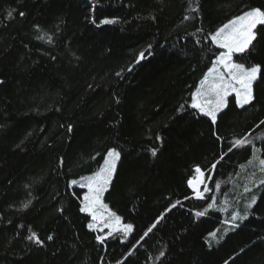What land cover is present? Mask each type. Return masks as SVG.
Listing matches in <instances>:
<instances>
[{
  "label": "trees",
  "instance_id": "16d2710c",
  "mask_svg": "<svg viewBox=\"0 0 264 264\" xmlns=\"http://www.w3.org/2000/svg\"><path fill=\"white\" fill-rule=\"evenodd\" d=\"M255 8L264 0H0V264H264V25L233 56L261 65L252 101L229 97L215 123L190 107L223 51L208 34ZM112 148L104 202L133 231L101 244L71 181Z\"/></svg>",
  "mask_w": 264,
  "mask_h": 264
},
{
  "label": "snow or ice",
  "instance_id": "6c2138e0",
  "mask_svg": "<svg viewBox=\"0 0 264 264\" xmlns=\"http://www.w3.org/2000/svg\"><path fill=\"white\" fill-rule=\"evenodd\" d=\"M21 16L24 15L23 12L20 13ZM11 16V13H9ZM95 23V21H93ZM115 20L104 19L103 24H113ZM258 25H264V10L260 8H255L244 12L242 15L231 20L229 23L223 25L214 33H209L208 36L212 43L216 45L218 49H222L209 70L207 77L201 81L200 90H198L194 96L193 101L190 105L192 109H198L203 115L210 117L211 121L215 123L217 119V112L223 108L226 104V98L231 94L235 93L238 98V102L241 107L245 104H249L253 99L252 84L258 78V75L261 73V65H250L245 66L244 63H237L233 60L234 54H243L249 47L253 44V41L257 39V34L255 29ZM202 31V29H200ZM264 32V28L261 29ZM199 43V41H197ZM145 54L141 52L139 54V60H143ZM139 60L137 62H139ZM223 69V71H221ZM129 71L131 69L129 68ZM216 74L215 77L209 81L208 77H213V74ZM119 76L120 73L118 72ZM3 83V81H0ZM261 124H264V121H261ZM69 132L72 130L71 126L68 128ZM248 135L244 136L241 139H236L234 141L235 147H242L246 144H252V141L249 140ZM159 139V137H157ZM255 150V146H253ZM229 151L232 150L230 146ZM151 155L155 157L157 155V149L151 150ZM106 157L104 159V166L92 176L83 178L88 192L83 196V207L80 209L82 212L87 213L91 216L93 221H98L103 224L104 227L113 229L115 231H122L124 236L127 237L133 230V225L127 224L122 229L118 226L121 224V217L117 216L114 212H111L107 206L103 203L102 197L105 191H107L109 184L111 183L112 175L116 168V162L120 159L121 153L115 148H112L107 151ZM223 157H221L222 159ZM62 163V161H61ZM216 163H219V160L212 164V169H215ZM260 163L264 165V160H261ZM195 173L197 174L188 181V185L192 188L193 192L197 199H202L203 194L200 191L198 185L203 184V177L205 173L201 170L200 167L195 168ZM77 181H71L72 185H75ZM216 188H219V185H216ZM208 189L205 186L204 192H207ZM255 201L253 200V203ZM215 206V201L213 200L209 207ZM252 205L250 204L249 207ZM25 208L28 207V204L24 205ZM175 207V204L172 205ZM206 214L205 211H198L195 213L197 217L203 216ZM237 217H233L235 220ZM163 219V216L158 217L152 225L144 232V236L147 237L150 232L156 228V225ZM112 221L111 223L109 221ZM88 227L91 229L94 227L93 224H89ZM103 230V229H101ZM112 233L109 232V235ZM212 238H215V233H212ZM29 240H33L38 245H43V241L33 233L28 237ZM49 240L52 239L51 236L48 237ZM106 237H97V240L103 244ZM132 253L129 252V255ZM163 255V253H161Z\"/></svg>",
  "mask_w": 264,
  "mask_h": 264
},
{
  "label": "rangeland",
  "instance_id": "374dc122",
  "mask_svg": "<svg viewBox=\"0 0 264 264\" xmlns=\"http://www.w3.org/2000/svg\"><path fill=\"white\" fill-rule=\"evenodd\" d=\"M258 26H260V25H258ZM257 26V27H258ZM255 31H256V29H255ZM216 46V45H215ZM235 55V54H234ZM233 55V56H234ZM215 62V61H214ZM221 71H223V69H221ZM215 73L213 74V77H208V79H209V81H211L214 77H215ZM207 77V76H206ZM258 77H259V75H258ZM258 80V78L253 82V84H252V91H253V88H254V84L256 83V81ZM198 90H200V85H199V87H198ZM197 90V91H198ZM231 96H234L235 98H236V101H237V104L240 106V104H239V102H238V98L236 97V95H235V93H231L227 98H226V104H225V106L223 107V108H221L218 112H217V116H218V114L222 111V110H224L225 108H226V106H227V103H228V99H229V97H231ZM246 105V104H245ZM241 107V106H240ZM197 111L199 112V110L197 109ZM200 113V112H199ZM201 115H203L202 113H200ZM203 116H205V115H203ZM207 117V116H206ZM210 118V117H209ZM217 120V119H216ZM107 158V157H106ZM117 164H118V161L116 162V167H117ZM103 166H104V162H103ZM102 166V167H103ZM101 167V168H102ZM99 171V170H98ZM97 171V172H98ZM115 171H116V168H115ZM115 171H114V173H113V175H112V179H111V182H112V180H113V177H114V174H115ZM96 172V173H97ZM96 173H94V174H92V175H95ZM92 175H89V176H92ZM197 175V174H196ZM88 177V176H87ZM83 178H85V177H83ZM83 178H81V179H78V180H75V181H77V183L75 184V185H73V186H78L79 188H81V189H84L85 190V193H84V195H86L87 194V192H88V189H87V187L86 186H83V185H85V181H84V179ZM203 180H204V183L203 184H200V185H198V187H199V189H200V191L202 192V194H203V192H204V184H205V178L203 177ZM111 184V183H110ZM110 184H109V186H110ZM109 186H108V188H109ZM108 190V189H107ZM107 191H105V193H106ZM105 193L103 194V197H102V201H103V203L107 206V208L111 211V212H114L105 202H104V196H105ZM115 213V212H114ZM87 214V213H86ZM116 214V213H115ZM88 215V214H87ZM117 215V214H116ZM90 216V215H89ZM118 216V215H117ZM91 217V216H90ZM110 223L112 222L111 220L109 221ZM91 224H93L94 225V227L93 228H91V230H93V231H95V232H97V233H100V235H99V237H106V238H108V237H110L111 235H113L114 233H116V232H122V231H115V230H113V229H110V228H107V227H104L103 226V224H101V223H99L98 221H91ZM128 223H125L122 219H121V224L118 226L119 228H123L125 225H127ZM101 229H103V230H101ZM133 231V230H132ZM109 232H111L112 234L111 235H109ZM123 233V232H122ZM132 233V232H131ZM130 233V234H131ZM124 234V233H123ZM130 234H128V236L130 235ZM127 236V237H128Z\"/></svg>",
  "mask_w": 264,
  "mask_h": 264
}]
</instances>
